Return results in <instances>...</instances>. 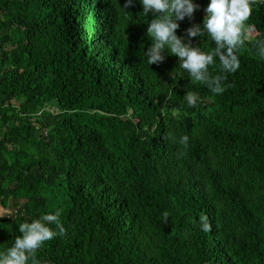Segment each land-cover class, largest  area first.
Returning a JSON list of instances; mask_svg holds the SVG:
<instances>
[{
	"label": "trees",
	"instance_id": "trees-1",
	"mask_svg": "<svg viewBox=\"0 0 264 264\" xmlns=\"http://www.w3.org/2000/svg\"><path fill=\"white\" fill-rule=\"evenodd\" d=\"M126 3L0 0V253L59 210L66 233L39 264H264V3L223 94L167 49L150 65L153 17ZM193 3L178 36L207 15Z\"/></svg>",
	"mask_w": 264,
	"mask_h": 264
},
{
	"label": "clouds",
	"instance_id": "clouds-1",
	"mask_svg": "<svg viewBox=\"0 0 264 264\" xmlns=\"http://www.w3.org/2000/svg\"><path fill=\"white\" fill-rule=\"evenodd\" d=\"M145 15L153 17L148 24L147 34L151 37V47L146 54L150 65L162 63L166 49L171 55L179 58V66L188 72L193 82L205 85L214 94L226 91L224 81L227 74L235 73L240 68L237 53L254 34V26L248 24L253 13V5L264 3V0H210L205 9L207 15L203 23H197L185 30V36L177 35L179 21L193 19L199 5L193 0H140ZM134 0H127L125 8L132 6ZM207 36L214 48L205 52L200 47L192 46V38ZM187 40V42H185ZM257 54L264 59V40H256ZM219 60V70L225 75H215L209 71L210 66ZM185 100L189 107H196L201 98L198 93L187 92ZM179 143L184 149L189 146V137L183 136ZM179 152L177 158L185 155ZM60 211L45 214L31 223L19 225L22 235L15 238L12 247L0 253V264H39L36 253L44 244L58 235L66 233L60 221ZM167 224L169 213H163ZM202 230L211 231L206 215L201 216ZM55 225V230L50 226Z\"/></svg>",
	"mask_w": 264,
	"mask_h": 264
},
{
	"label": "rangeland",
	"instance_id": "rangeland-1",
	"mask_svg": "<svg viewBox=\"0 0 264 264\" xmlns=\"http://www.w3.org/2000/svg\"><path fill=\"white\" fill-rule=\"evenodd\" d=\"M6 212H7V210H6L5 208L0 207V214H2V213H6Z\"/></svg>",
	"mask_w": 264,
	"mask_h": 264
}]
</instances>
